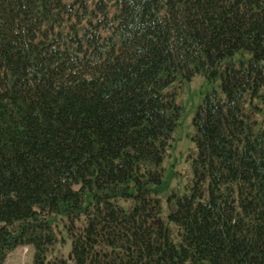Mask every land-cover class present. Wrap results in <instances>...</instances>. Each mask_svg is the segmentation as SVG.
<instances>
[{"label": "trees", "instance_id": "obj_1", "mask_svg": "<svg viewBox=\"0 0 264 264\" xmlns=\"http://www.w3.org/2000/svg\"><path fill=\"white\" fill-rule=\"evenodd\" d=\"M176 76L209 90L162 218ZM263 90L264 0H0V264L56 217L71 264H264Z\"/></svg>", "mask_w": 264, "mask_h": 264}, {"label": "rangeland", "instance_id": "obj_2", "mask_svg": "<svg viewBox=\"0 0 264 264\" xmlns=\"http://www.w3.org/2000/svg\"><path fill=\"white\" fill-rule=\"evenodd\" d=\"M208 90L209 85L200 76H195L189 82L176 76L175 81L166 90L167 93H175V103L181 108V114L162 163V183L165 191L158 196L163 210L162 218L166 215V199L172 193L179 196L185 194L191 185L193 178L191 163L196 157V149L191 140L192 118ZM66 224L63 218H55L53 230L57 243L47 253L46 264L53 262L55 258H62L71 264V241L64 230ZM76 226H84V220L81 219ZM173 233H175L174 227ZM10 253L7 264H33L34 249L31 246L18 247Z\"/></svg>", "mask_w": 264, "mask_h": 264}, {"label": "crops", "instance_id": "obj_3", "mask_svg": "<svg viewBox=\"0 0 264 264\" xmlns=\"http://www.w3.org/2000/svg\"><path fill=\"white\" fill-rule=\"evenodd\" d=\"M10 255H11V253L6 257V259H5L3 264H7V261L9 260Z\"/></svg>", "mask_w": 264, "mask_h": 264}]
</instances>
